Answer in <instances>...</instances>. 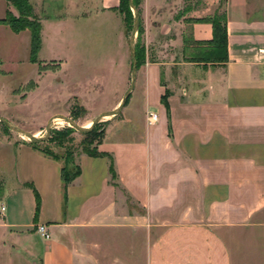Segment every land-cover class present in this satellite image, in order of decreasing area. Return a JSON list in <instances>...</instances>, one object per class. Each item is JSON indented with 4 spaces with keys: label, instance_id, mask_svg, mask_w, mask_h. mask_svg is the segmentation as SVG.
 <instances>
[{
    "label": "crops",
    "instance_id": "0c3cea01",
    "mask_svg": "<svg viewBox=\"0 0 264 264\" xmlns=\"http://www.w3.org/2000/svg\"><path fill=\"white\" fill-rule=\"evenodd\" d=\"M99 1L100 13L120 18L123 39L119 0ZM0 2L1 19L12 9ZM223 6L225 60L195 61L206 46L192 40L211 39L212 27L187 19L214 12L186 11L170 33L173 7L143 0L146 43L155 38L154 22L158 34H171L159 50L163 58L139 66L137 92L118 111L122 123L106 126L97 145L104 155L77 156L80 173L65 198L62 161L0 130L6 264H264V0ZM8 34L23 35L29 47V31L0 23V39ZM134 102L137 111L126 122L122 112ZM149 113L157 114L155 122Z\"/></svg>",
    "mask_w": 264,
    "mask_h": 264
},
{
    "label": "rangeland",
    "instance_id": "374dc122",
    "mask_svg": "<svg viewBox=\"0 0 264 264\" xmlns=\"http://www.w3.org/2000/svg\"><path fill=\"white\" fill-rule=\"evenodd\" d=\"M28 1L41 26L40 47L35 61H32L23 35L8 34L0 39V107L5 114L2 117L14 127L35 134L37 139L48 136L49 130L74 126L73 133L60 145L51 142L48 146L60 156L61 161L68 157V161L75 164L82 152L83 139V134L76 127L91 125L100 114L114 109L115 102L124 97L131 83L132 47L138 42L144 47L145 59H160L163 53L159 50L165 48L171 34L166 38L158 34L155 26L160 21L154 22L155 38L146 43L143 0L139 2L137 16L142 32L132 33V29H126L124 25L123 39L120 18L106 11L100 13L99 0ZM150 1L163 10L173 7L171 17L166 19L173 25L170 33H173V27H178L177 19L186 12L185 9H189L187 15H209L217 8L222 11L224 7L220 0ZM10 8L16 14V10ZM130 9L134 16V7ZM137 89L134 83L130 90L133 97ZM125 110L128 112H122L124 115L131 113L134 117L136 103L129 104ZM119 115L121 111L101 117L98 123L107 126L112 121L113 126L120 125ZM129 119L128 115L125 121ZM3 127L0 121V130L31 141L27 135ZM70 150L72 153L66 155ZM70 162L68 164L72 165ZM0 254V264H6L4 253Z\"/></svg>",
    "mask_w": 264,
    "mask_h": 264
},
{
    "label": "trees",
    "instance_id": "16d2710c",
    "mask_svg": "<svg viewBox=\"0 0 264 264\" xmlns=\"http://www.w3.org/2000/svg\"><path fill=\"white\" fill-rule=\"evenodd\" d=\"M222 1L223 5L225 0ZM9 7H12L16 10V14L7 9L3 18L0 19L1 24L7 25L11 31L18 33L23 30L29 31V53L32 61H35L36 53L40 47V23L33 10L32 4L28 0H6ZM139 2L140 0H119V3L115 9L122 16L124 25L126 29H132L133 31V23L134 16L131 11V7H134L137 12V16L139 13ZM188 11L189 9H185ZM187 22H207L211 24L212 27V38L205 41H194L192 40V44L194 45H205V48L198 49L196 52L197 56L193 57L195 61H211L216 62L220 60H225L226 56V42H227V30H226V13L223 9L219 11L217 8L214 13L207 17L201 18H188ZM141 33L142 26L140 25V21L137 17L135 32ZM139 43L136 42L133 51H134V59L136 63V69L145 62L144 56V47L143 45L139 46ZM139 46V47H138ZM200 55V56H198ZM168 93H165L161 96V102L168 109L166 97ZM128 98V97H127ZM127 98L124 104L127 101ZM99 122V121H98ZM94 123L89 128L79 129L80 133L83 134V139L81 141L82 144V152L91 156L104 155V153L97 151V145L101 142L104 130L106 128L105 124ZM73 127H64L59 130H49L48 136L44 138H32L29 144L32 148L38 150L42 154L52 157L55 159H60V156L54 152H52L48 146L49 143L54 142L57 145H60L61 141L64 138H69L70 135L74 131ZM72 151H67L66 155H70ZM109 173L111 174V178H115V172L113 168V161L111 157H109ZM70 161H68V157L63 161L61 167V181L63 183V196L65 198V190L69 183H71L80 173L79 166L75 163L69 165ZM36 204L38 209V195L36 194Z\"/></svg>",
    "mask_w": 264,
    "mask_h": 264
},
{
    "label": "water",
    "instance_id": "95a60500",
    "mask_svg": "<svg viewBox=\"0 0 264 264\" xmlns=\"http://www.w3.org/2000/svg\"><path fill=\"white\" fill-rule=\"evenodd\" d=\"M136 22H137V12L134 15V23H133V31H132V33H135ZM131 52H132V74H131V81H130L131 83H130V86L128 87V89H127L124 97L122 98L121 103L116 108H114L113 110L100 114L99 117H97L96 119H94L92 121V123H91L90 126H92L94 123L98 122L101 119V117H104V116H107V115H114V114H116L121 109V107L124 105V102H125L126 98L129 96L130 90H131V88H132V86L134 84L135 75H136V63H135V59H134L133 47L131 49ZM0 121H2L10 129H15L16 131L27 135V137H29L30 139L36 138L33 134H29L28 132H26L24 130H21V129H18V128L14 127L13 125H11L10 123H8L6 120H4L1 117H0ZM89 127H76V128L83 129V128H89ZM48 133H49V131L47 132V135H48Z\"/></svg>",
    "mask_w": 264,
    "mask_h": 264
},
{
    "label": "built area",
    "instance_id": "2783aa9c",
    "mask_svg": "<svg viewBox=\"0 0 264 264\" xmlns=\"http://www.w3.org/2000/svg\"><path fill=\"white\" fill-rule=\"evenodd\" d=\"M263 73H264V67H263ZM157 119V114L156 113H149L148 114V122L149 123H153L155 122ZM3 206L1 207V210H3ZM36 231L39 233V235H41L44 239H49L50 237V233L47 230V227L45 226V224H38L36 226Z\"/></svg>",
    "mask_w": 264,
    "mask_h": 264
},
{
    "label": "bare ground",
    "instance_id": "6f19581e",
    "mask_svg": "<svg viewBox=\"0 0 264 264\" xmlns=\"http://www.w3.org/2000/svg\"><path fill=\"white\" fill-rule=\"evenodd\" d=\"M90 124L86 125V127H89Z\"/></svg>",
    "mask_w": 264,
    "mask_h": 264
}]
</instances>
